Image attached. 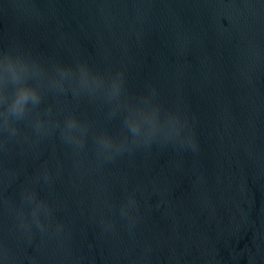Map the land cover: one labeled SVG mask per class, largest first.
I'll return each instance as SVG.
<instances>
[{
    "label": "water",
    "instance_id": "water-1",
    "mask_svg": "<svg viewBox=\"0 0 264 264\" xmlns=\"http://www.w3.org/2000/svg\"><path fill=\"white\" fill-rule=\"evenodd\" d=\"M6 47L122 74L124 90L110 99L72 76L0 132L4 264H264V0H0ZM139 99L179 112L195 148L100 146Z\"/></svg>",
    "mask_w": 264,
    "mask_h": 264
},
{
    "label": "clouds",
    "instance_id": "clouds-1",
    "mask_svg": "<svg viewBox=\"0 0 264 264\" xmlns=\"http://www.w3.org/2000/svg\"><path fill=\"white\" fill-rule=\"evenodd\" d=\"M72 76H78L82 88L105 89L110 99H119L123 94L122 74H116L106 81L102 74L95 72L87 63L48 67L15 47L0 48V132L7 131L9 135H15L19 122L42 105L46 91L52 85L63 88ZM126 103L128 106L122 122L125 134L117 138L100 133V146L119 150L129 141L153 140L162 136L168 140L179 141L181 145L186 142L195 148L194 136L184 135L186 121L179 112L162 113L159 105L149 99ZM35 124L37 128L42 127L39 118ZM79 127L81 121L76 115L69 114L65 118L64 132L69 139ZM25 196L28 201L35 202L33 216L39 219L38 214L46 205L37 199L35 192L26 193ZM134 203L130 198L121 213L125 214ZM0 264H4L3 259H0Z\"/></svg>",
    "mask_w": 264,
    "mask_h": 264
}]
</instances>
